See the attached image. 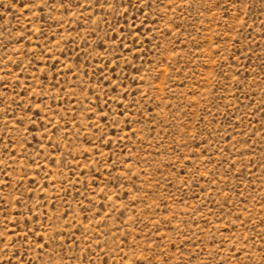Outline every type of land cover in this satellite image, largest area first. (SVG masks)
I'll use <instances>...</instances> for the list:
<instances>
[{
  "label": "rangeland",
  "instance_id": "374dc122",
  "mask_svg": "<svg viewBox=\"0 0 264 264\" xmlns=\"http://www.w3.org/2000/svg\"><path fill=\"white\" fill-rule=\"evenodd\" d=\"M0 264H264V0H0Z\"/></svg>",
  "mask_w": 264,
  "mask_h": 264
}]
</instances>
